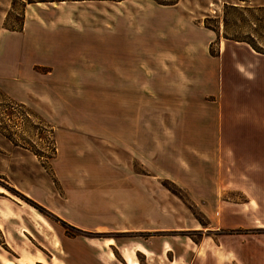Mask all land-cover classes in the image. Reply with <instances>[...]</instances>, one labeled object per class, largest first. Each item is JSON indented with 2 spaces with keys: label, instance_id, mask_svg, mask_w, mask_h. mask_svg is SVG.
<instances>
[{
  "label": "rangeland",
  "instance_id": "obj_1",
  "mask_svg": "<svg viewBox=\"0 0 264 264\" xmlns=\"http://www.w3.org/2000/svg\"><path fill=\"white\" fill-rule=\"evenodd\" d=\"M263 52L264 0H0L4 264H264V143L215 126L264 121Z\"/></svg>",
  "mask_w": 264,
  "mask_h": 264
},
{
  "label": "crops",
  "instance_id": "obj_2",
  "mask_svg": "<svg viewBox=\"0 0 264 264\" xmlns=\"http://www.w3.org/2000/svg\"><path fill=\"white\" fill-rule=\"evenodd\" d=\"M240 65H243V62H237ZM244 64H248V65H252L253 63L251 62H244ZM233 111H231V115L229 117V115L226 118H222L221 114L219 115V119L216 122V127L218 128V132H217V138H219V141H221L222 143L225 144H229V143H235V142H240V143H254V144H260V143H264V121H259L257 119H247V117H240L237 118L236 117V113L235 115H233ZM253 112L256 113V111L251 110ZM221 111L219 110V113ZM264 112V111H263ZM261 112V113H263ZM133 174H135L133 172ZM138 175V182H141L140 184L134 185L132 183V189H134V191H146L148 188V183L149 180L147 173L143 172L141 174H137ZM134 178V177H133ZM133 180V179H132ZM145 182L147 184H145ZM2 191H0V233L3 235L4 240L7 241V233H6V226L8 224V220H7V216H6V208L4 205V202L2 201ZM144 201V200H142ZM141 201V202H142ZM145 206V205H143ZM67 223L70 224H75L77 223L75 220H66ZM18 222V221H17ZM138 225V224H137ZM136 225V228H142L146 229L144 227V225ZM141 226V227H139ZM135 227V226H134ZM23 231H25V229L22 228ZM26 232V231H25ZM10 239L14 238H19V235L17 233V230L13 229L10 231V235H9ZM91 240V239H90ZM94 240V241H93ZM91 244L94 246H89L87 248H84L83 250H79L78 252H70L69 257L71 260H73L74 264H80V262L82 261V259H85V262L88 263V259L87 256H93L94 257V262L93 264H127L128 260L126 259V257L124 256L123 251L119 248V243L117 244V242H114V240L112 241H104L103 239H92L91 240ZM164 242L162 241L160 236H154L153 240H147V241H139V240H129L126 243V253H128L130 255V260L129 262L131 264H142L140 262V260H138V258L135 256V252H140L141 254H145L142 253L141 251L138 250V248H143L146 250V253H151L152 256H154L155 258H159V260H161V257L163 256L162 254H164L166 252V248H164ZM197 246V244H196ZM115 248V249H114ZM117 255L120 258H117L116 256V252ZM3 254L2 251L0 250V255ZM4 257V256H3ZM138 262H135V260ZM6 260H11L9 258H0V264H4V261ZM143 260L146 262V256H143ZM76 262V263H75ZM8 264V263H7ZM144 264H149V263H144Z\"/></svg>",
  "mask_w": 264,
  "mask_h": 264
},
{
  "label": "trees",
  "instance_id": "obj_3",
  "mask_svg": "<svg viewBox=\"0 0 264 264\" xmlns=\"http://www.w3.org/2000/svg\"><path fill=\"white\" fill-rule=\"evenodd\" d=\"M233 40H242V41H246L255 51L259 52V49L257 47L254 46V44L250 43L249 41L245 40V39H236V38H232ZM264 53V52H263Z\"/></svg>",
  "mask_w": 264,
  "mask_h": 264
}]
</instances>
